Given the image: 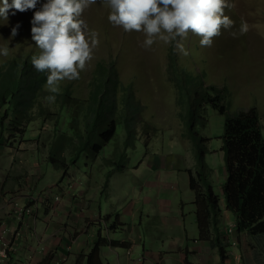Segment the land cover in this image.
I'll return each mask as SVG.
<instances>
[{
  "label": "rangeland",
  "instance_id": "rangeland-1",
  "mask_svg": "<svg viewBox=\"0 0 264 264\" xmlns=\"http://www.w3.org/2000/svg\"><path fill=\"white\" fill-rule=\"evenodd\" d=\"M11 2L12 0H9V3ZM232 2L235 6L226 9L225 14L236 22L235 26L231 30L222 28V34L213 37L211 47H201V38L190 32L185 41V48L189 53L187 56L179 53L173 43L165 44L162 41L154 43L150 50H145L141 46L145 39L144 33L135 31L128 33L122 27H113L107 19L110 9L106 4L100 3V0L82 14L89 28L99 33V44L94 50L93 59L87 62L86 69L81 72L80 79L64 82H74V86L81 89V95L87 98L90 95L89 83L98 62L114 61L121 80L125 84L133 85L144 118L155 129L151 135L149 148L145 149L139 143L136 150L130 152L129 161L124 168H122L121 156L114 159L117 160L116 163L105 164L106 161L102 158L97 162L98 166L92 167L85 165V160H82L79 169L72 168L75 176L88 178L93 188L100 190L97 197L103 211L108 210V214L111 215L108 220L109 226H113L118 220L133 227L139 226L143 239L148 240L152 232L161 235V224H157L161 220L157 218L158 208L155 205L159 206L160 199H169L170 208L183 211L184 215L182 214L181 218L188 233L192 235L196 231L197 224L192 203L195 194L189 186L187 171L195 170L197 156L188 136L184 117L185 107L179 102L178 88L173 80V64L177 63L178 66L192 71L205 82V85L213 84L224 89L230 114L256 107L264 136V0H232ZM32 14V11L17 12L16 15H11L10 12L8 21L0 18V46L8 44L12 48V54L8 57L19 56L21 52H28L31 49L40 52L31 41ZM242 19L250 26V30L245 35L239 34ZM18 23L20 24L18 35L10 39L11 29ZM231 32H235L236 36ZM8 57L0 56V65ZM209 118L206 133L213 138L210 143L213 152L208 154L206 159L213 169L214 190L221 196L225 180L224 162L222 151L217 149L222 143L218 136L222 133L225 116L209 109ZM54 123V121L34 122L31 126L34 130L15 149L5 147V141L1 138L0 168L2 166L5 168L8 164V156L13 154L12 157L18 161L15 162V169L18 175L23 176L21 182L27 175H31L30 170L37 165V159H41L42 162L47 156L48 140L53 136ZM39 132L40 135L37 136ZM125 138V133L117 136L102 151L101 156L113 159L123 148ZM30 160L33 164L29 163ZM46 167L49 171L38 186L40 190L45 188L49 180L57 179V172H61L50 163L48 166L43 165V168ZM159 174L172 180L178 178L179 188L169 193L160 192L162 186L164 188L169 186L156 181L155 177ZM18 178L19 176L15 180L18 181ZM64 184H67V180ZM182 200L184 207L181 205ZM35 207L39 208L38 205ZM173 218L170 215L163 221H168L167 223L172 226ZM223 221L225 222V219ZM235 221V215L232 213L231 220L227 221V224L230 225ZM123 226L125 225L117 227L120 236L125 235ZM227 231L229 235L233 232L232 230L230 232V227ZM233 239H237L236 236ZM247 240L261 251L262 246L255 237L243 238L240 246L238 239L237 245L225 242L228 243L227 248L234 249L237 246L238 256L242 254L243 248L246 249L248 258L246 260L241 255V263L263 264L261 257L254 255L253 247ZM216 260L221 262L219 249Z\"/></svg>",
  "mask_w": 264,
  "mask_h": 264
},
{
  "label": "trees",
  "instance_id": "trees-1",
  "mask_svg": "<svg viewBox=\"0 0 264 264\" xmlns=\"http://www.w3.org/2000/svg\"><path fill=\"white\" fill-rule=\"evenodd\" d=\"M38 54L31 49L8 57L0 65V139H4L5 147L17 148L34 130L31 127L34 122L54 121L45 161L64 175L73 167L79 169L82 160L85 165L96 167L102 158L105 164L116 163L114 159L121 156L124 168L130 152L139 143L149 148L155 129L144 118L133 85L121 80L114 61L98 62L89 83V97L81 95L74 82H63L61 93L54 103H49L45 99L50 95L45 89L46 72H37L31 63V57ZM172 72L197 156L195 170L187 172L195 194L192 203L199 239L214 243L221 253V264H225L228 250L222 232L221 196L214 190L213 169L206 159L213 152L210 147L213 138L206 133L209 109L225 116L218 136L222 143L217 149L223 153L222 194L226 209L235 215L234 228L240 245L243 238L250 236L258 238L259 244L264 239V136L260 117L256 107L230 114L224 89L205 85L198 75L177 63L173 64ZM122 131L126 135L123 148L113 159L102 157V151ZM117 244L118 241L99 233L92 251L79 254L76 264H108L101 259L100 250ZM252 247L255 248L254 244ZM241 251L247 260L246 249ZM254 255L261 257V251L256 249Z\"/></svg>",
  "mask_w": 264,
  "mask_h": 264
},
{
  "label": "crops",
  "instance_id": "crops-1",
  "mask_svg": "<svg viewBox=\"0 0 264 264\" xmlns=\"http://www.w3.org/2000/svg\"><path fill=\"white\" fill-rule=\"evenodd\" d=\"M12 156L14 155L8 156L5 168L4 166L0 168V229L6 228V238L16 244V249L7 264H20L28 255L33 256L32 264H76L79 254L86 255L92 251L99 233L119 242L117 245L101 248L100 257L108 264L222 263L216 260L218 248L214 243L199 239L198 227L192 235L188 233L181 218L182 214L184 215L183 211L170 208L171 200L160 199V203L157 201L159 206L155 205L158 208L157 218L161 220L157 224H161L162 234L152 232L148 240L143 239L139 226L133 227L118 220L113 226H109L108 220L111 215L108 214V210L103 211L97 197L100 190L94 189L88 178L77 177L72 170L66 175L61 171L57 172V179L49 180L45 188L40 190L38 186L49 171L47 167L43 168L44 164L48 166L45 158L42 162L41 159H37V165L30 170L31 175H27L21 182L23 176L18 175L15 169V162L18 161ZM29 163L33 164V161L30 160ZM17 176L18 181L15 180ZM155 179L169 186V188L162 186L160 192L169 193L179 188L178 178L172 180L159 174ZM182 203L184 200L181 201L184 207ZM35 205L39 207L37 215L19 214V208ZM220 206L223 214L224 240L232 243L231 239L234 240L235 236L238 239V234L235 228L230 235L227 231L235 222L227 224L232 213L226 209L223 195ZM170 215L174 217L172 226L167 223L168 221H163ZM118 225H125L124 236L118 234ZM164 232L166 234H163ZM228 243L225 242L226 245ZM260 243L263 254L260 259L264 262V239H261ZM251 245L253 246L252 243ZM236 249L237 246L234 249L227 248L225 264H243L242 254L238 256ZM252 251H256V248Z\"/></svg>",
  "mask_w": 264,
  "mask_h": 264
},
{
  "label": "clouds",
  "instance_id": "clouds-1",
  "mask_svg": "<svg viewBox=\"0 0 264 264\" xmlns=\"http://www.w3.org/2000/svg\"><path fill=\"white\" fill-rule=\"evenodd\" d=\"M110 9L108 21L125 32L144 33L141 45L150 50L154 43H173L179 53L187 56L185 41L189 33L198 35L201 47H211L213 37L231 30L235 21L225 14L233 8L232 0H100ZM97 0H0V18L8 21L9 13L32 11L31 41L40 50L31 57L37 72L47 75L45 99L54 103L61 93V84L78 80L93 59L99 44V33L90 29L83 13ZM20 24L11 29L10 39L18 35ZM249 24L241 20L239 34L245 35ZM236 36L235 32H231ZM12 54L8 45L0 46V56Z\"/></svg>",
  "mask_w": 264,
  "mask_h": 264
},
{
  "label": "built area",
  "instance_id": "built-area-1",
  "mask_svg": "<svg viewBox=\"0 0 264 264\" xmlns=\"http://www.w3.org/2000/svg\"><path fill=\"white\" fill-rule=\"evenodd\" d=\"M16 205H18V204H16ZM18 211H19V214L29 213L32 215H37V208L35 209V207H31V206L21 207L18 209ZM234 225L230 226V232H231V230H233ZM6 234H7V229L2 227L0 229V264H7L9 259H10L11 254L16 249L15 242L8 240L6 238ZM16 235H17V233L15 234V237H16ZM232 244L237 245V239H234ZM32 259H33V256L28 255L22 262H20V264H32Z\"/></svg>",
  "mask_w": 264,
  "mask_h": 264
}]
</instances>
